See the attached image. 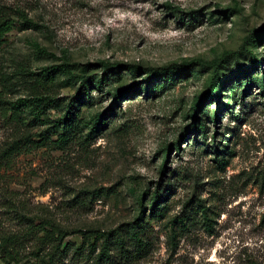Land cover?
<instances>
[{"label":"rangeland","instance_id":"374dc122","mask_svg":"<svg viewBox=\"0 0 264 264\" xmlns=\"http://www.w3.org/2000/svg\"><path fill=\"white\" fill-rule=\"evenodd\" d=\"M0 16L3 96L54 99L0 111V264L57 242L58 264H102L80 230L139 225L142 255L103 264H264V0H0ZM40 224L62 239L39 243Z\"/></svg>","mask_w":264,"mask_h":264},{"label":"trees","instance_id":"16d2710c","mask_svg":"<svg viewBox=\"0 0 264 264\" xmlns=\"http://www.w3.org/2000/svg\"><path fill=\"white\" fill-rule=\"evenodd\" d=\"M22 20L20 21L22 28L26 27H36L37 22L32 20L31 18L27 17L23 13L20 14ZM15 26V21L13 18L9 16H0V41L2 37L10 31ZM43 49V48H42ZM45 51V49H43ZM204 62L206 64H212L214 60L212 61H204L200 60V62ZM100 65L104 69H109L112 65L107 61H100ZM85 80L82 81V88H84V94H88V92H85L86 83H84ZM117 96V92L114 94V98ZM83 95H77L74 99H69L65 104V112L63 114V117L61 118L62 122L67 121L70 116L72 115L75 107L76 102L83 101ZM30 101H33L34 107L37 109V113H42L43 109L46 107L54 106V99H51L49 97L44 96H18L13 99H6L3 96L2 89H0V111L1 115L5 118L12 119L15 116V111L22 108L23 106L30 103ZM199 101H195V104ZM8 111H10V114L8 115ZM104 111L99 112L96 117L94 123L98 124L102 122ZM195 116V115H194ZM57 140H64L65 136L64 134H60L57 138ZM13 149H19L14 147L12 144ZM158 194L156 193L154 197H157ZM37 223H34L32 227L34 228L37 226ZM36 230H43V234L40 235L37 240L39 243H53L56 238L62 239L63 231L61 229H55L53 224H50L49 227L40 224L38 227H36ZM121 226H118L117 228H113L110 230H100V229H83L80 230L81 236L83 239L88 240L89 246L93 248L95 246V243L98 242V240H101L100 242V248L97 254L96 262L97 263H110L113 261V253L114 255H119L121 258L130 259L133 258L136 255H139L142 251H144L147 248L148 241L145 238L147 235V229L146 227H142L139 225L138 228H133L132 232L130 233V236L127 238L122 233ZM83 244L80 243L78 246H76L75 250L77 253L82 254L83 252ZM65 247L60 248L59 242L54 244L52 246L51 250L45 254L46 257L42 256V262L41 264H58L61 257L64 256ZM142 255V253L140 254Z\"/></svg>","mask_w":264,"mask_h":264}]
</instances>
